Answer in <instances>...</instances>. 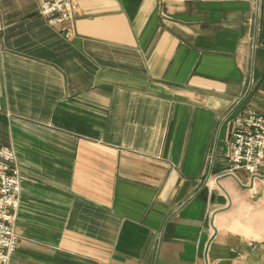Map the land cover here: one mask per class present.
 <instances>
[{
    "label": "crops",
    "instance_id": "1",
    "mask_svg": "<svg viewBox=\"0 0 264 264\" xmlns=\"http://www.w3.org/2000/svg\"><path fill=\"white\" fill-rule=\"evenodd\" d=\"M74 1L67 38L38 0H0L9 264H264V238L233 224L264 183L226 173L223 123L264 111V0Z\"/></svg>",
    "mask_w": 264,
    "mask_h": 264
},
{
    "label": "built area",
    "instance_id": "2",
    "mask_svg": "<svg viewBox=\"0 0 264 264\" xmlns=\"http://www.w3.org/2000/svg\"><path fill=\"white\" fill-rule=\"evenodd\" d=\"M38 2L49 25L60 28L67 38L75 34L78 4L74 0ZM223 123L227 127L226 173L242 183L237 173L243 171L252 185L264 183V111L235 107L225 114ZM21 194L16 152L12 147H0V264H9L21 241L17 226Z\"/></svg>",
    "mask_w": 264,
    "mask_h": 264
},
{
    "label": "rangeland",
    "instance_id": "3",
    "mask_svg": "<svg viewBox=\"0 0 264 264\" xmlns=\"http://www.w3.org/2000/svg\"><path fill=\"white\" fill-rule=\"evenodd\" d=\"M243 181H248V177L241 175ZM257 208H263L264 211V199L255 200L252 206L237 207L236 220L233 223L237 230L254 238H264V227H255L249 221L257 214ZM257 216V215H256ZM260 219L254 221V224L258 223Z\"/></svg>",
    "mask_w": 264,
    "mask_h": 264
},
{
    "label": "bare ground",
    "instance_id": "4",
    "mask_svg": "<svg viewBox=\"0 0 264 264\" xmlns=\"http://www.w3.org/2000/svg\"><path fill=\"white\" fill-rule=\"evenodd\" d=\"M257 220V219H256ZM259 222V221H258Z\"/></svg>",
    "mask_w": 264,
    "mask_h": 264
}]
</instances>
